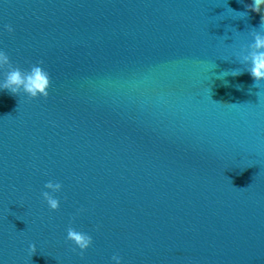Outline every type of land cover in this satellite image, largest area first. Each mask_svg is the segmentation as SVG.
<instances>
[{"label":"water","instance_id":"1","mask_svg":"<svg viewBox=\"0 0 264 264\" xmlns=\"http://www.w3.org/2000/svg\"><path fill=\"white\" fill-rule=\"evenodd\" d=\"M251 4L0 0V51L50 77L0 90V264H264V82L228 73Z\"/></svg>","mask_w":264,"mask_h":264},{"label":"clouds","instance_id":"2","mask_svg":"<svg viewBox=\"0 0 264 264\" xmlns=\"http://www.w3.org/2000/svg\"><path fill=\"white\" fill-rule=\"evenodd\" d=\"M262 9H264V0H252V4L248 6L249 11L261 14V22L259 29H252L250 32L254 42L246 48H241L240 52L236 54L237 61L242 65H248V67L243 71L235 69L228 72L233 77L241 75L245 71L248 72L255 82V87L264 82V35L260 32L262 26H264V10ZM232 11L234 10L232 9ZM237 13L240 14V18H245L248 15V11ZM5 30L9 34L13 32V28L10 25H6ZM42 64L43 61H38L36 64L31 65L28 70H22L12 65L6 52L0 51V70L6 71L5 79L0 83V90H7L12 95L23 94L30 100L37 97L47 99L50 77L48 72L42 67ZM61 187L60 183H53L51 181L44 185V188L50 190L52 193L59 192ZM41 195L50 211L54 212L59 209V200L53 198L48 191L42 192ZM66 240L71 242L75 248H78L81 255L92 244L91 236L79 232L72 227L67 229ZM28 251L30 255H33L36 251L35 245H29ZM112 260L116 264H120L119 256L114 255Z\"/></svg>","mask_w":264,"mask_h":264}]
</instances>
